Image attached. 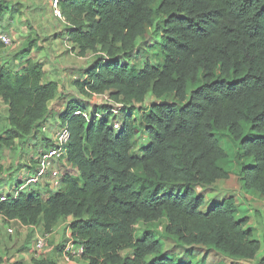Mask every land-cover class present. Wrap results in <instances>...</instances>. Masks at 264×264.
I'll list each match as a JSON object with an SVG mask.
<instances>
[{
  "label": "trees",
  "instance_id": "16d2710c",
  "mask_svg": "<svg viewBox=\"0 0 264 264\" xmlns=\"http://www.w3.org/2000/svg\"><path fill=\"white\" fill-rule=\"evenodd\" d=\"M59 6L70 52L95 57L72 88L83 97L106 94L124 106L142 105L149 96L153 102L138 122L125 115L117 123L118 115L103 107L88 114L76 98L51 116L48 105L61 89L29 58L31 46L20 52L16 68L0 63V101L7 107L0 147L21 141L34 149L18 164L24 170L12 184L4 185L0 164V188L17 189L34 171L38 151L53 146L52 138L36 140L47 120L53 128L67 127L72 165L48 197L31 189L0 203L2 219L45 234L70 219V235L85 249L77 261L84 264H193L162 257L161 244L147 232L135 236L137 224L162 218L167 233L185 246L254 260L263 247L246 219L237 217L234 200L206 206L195 188L229 179L220 165L227 154L213 134L227 132L240 148L245 189L264 199V0H63ZM8 12L0 4V23ZM156 20V64L130 65L136 43ZM5 48L0 43V52ZM138 132L147 144L134 156Z\"/></svg>",
  "mask_w": 264,
  "mask_h": 264
},
{
  "label": "rangeland",
  "instance_id": "374dc122",
  "mask_svg": "<svg viewBox=\"0 0 264 264\" xmlns=\"http://www.w3.org/2000/svg\"><path fill=\"white\" fill-rule=\"evenodd\" d=\"M0 4L9 9L2 17L0 33L11 38V45L0 52V63L9 69L19 66V54L28 46H31L29 58L40 62L44 68L47 80L56 81L61 89V94L48 105V113L51 116L61 114L71 99H77L85 107V112L91 113L93 108L103 107L104 110H115L118 117L115 122L120 123L121 117L132 115L138 122L141 110H146L153 102L151 96L146 98L144 104L123 105L114 103L108 95L80 96L71 86V81L93 62L95 57L89 55L79 58L70 52V44L64 31L66 25L55 18L48 8L45 0H0ZM158 22L146 29L143 37L136 43L134 54L127 59L130 65L142 68L149 62L155 65L156 45L159 43L160 34L157 29ZM153 49V50H152ZM87 114V115H88ZM7 107L0 101V136H4L7 129ZM52 120H47L41 125L36 134V140L43 141L52 138L54 133ZM57 128V127H56ZM115 128V126H114ZM118 128V127H117ZM222 150L227 154L226 160L220 163L227 172L229 179L216 183L211 189L201 190L195 188V193H201L206 206L220 204L232 198L235 203L237 217L246 219V228L250 229L253 238L262 244V250L252 261L233 260L219 253L208 251L200 246H185L177 238L166 231L167 221L162 218L151 224L139 223L135 228V236L149 233L161 244V256L175 262L193 264H261L264 257V199L256 192L246 190L241 177V166L237 160L240 148L227 132H213ZM142 132H138L132 143V154L140 156L143 147L147 144ZM16 141L10 147H0V164L4 168L2 180L4 185L14 182L13 176L19 177L18 164L25 162L33 147ZM34 151V149H33ZM246 165H252V161H244ZM10 184L1 185L0 191L8 193ZM70 219L60 222L50 234H45L41 227L26 228L20 225H11L0 219V255L3 264H32L34 260L47 261L45 264H66L62 260L64 246L69 241ZM44 239L43 249L35 251V239ZM129 250H123V256L128 255ZM73 264H84L74 260ZM35 264V263H34Z\"/></svg>",
  "mask_w": 264,
  "mask_h": 264
},
{
  "label": "built area",
  "instance_id": "2783aa9c",
  "mask_svg": "<svg viewBox=\"0 0 264 264\" xmlns=\"http://www.w3.org/2000/svg\"><path fill=\"white\" fill-rule=\"evenodd\" d=\"M62 1L63 0H45L53 16L64 22L59 6ZM0 43L8 47L11 45V38L8 35L0 33ZM111 111L114 114H118L115 110ZM80 114L82 113L75 112V115ZM83 116L88 119L86 114H83ZM94 116L98 117L99 115L96 114ZM114 126L116 129L117 125ZM54 130L52 134L53 146L44 152L38 151L34 171L28 170L26 172L17 189L10 187L8 195L4 192L0 197V203L6 202L9 199L14 200L20 193L30 191L31 189L38 190L41 197H48L60 188L63 176L72 169V165L69 164L67 160V146L69 144L70 134L66 126H59L54 128ZM30 152L31 155L33 152ZM44 188L46 190H44ZM0 219L3 220L1 216ZM44 245L45 241L43 238L36 239L34 244L35 251L43 249ZM84 250L83 245L80 243L75 245V241L69 236V241L64 246L62 257L64 261L74 262V260L82 257Z\"/></svg>",
  "mask_w": 264,
  "mask_h": 264
},
{
  "label": "crops",
  "instance_id": "0c3cea01",
  "mask_svg": "<svg viewBox=\"0 0 264 264\" xmlns=\"http://www.w3.org/2000/svg\"><path fill=\"white\" fill-rule=\"evenodd\" d=\"M76 78V77H75ZM74 78V79H75ZM2 221H4V220H2ZM11 225H20V226H22L19 222H17V221H12V222H9ZM8 223V224H9ZM22 227H24V226H22ZM27 228V227H26ZM28 228H31V227H28ZM68 231H69V228H68ZM69 234H70V231H69ZM62 260L64 261V259L62 258ZM66 264H73L72 262H68V261H64Z\"/></svg>",
  "mask_w": 264,
  "mask_h": 264
},
{
  "label": "water",
  "instance_id": "95a60500",
  "mask_svg": "<svg viewBox=\"0 0 264 264\" xmlns=\"http://www.w3.org/2000/svg\"><path fill=\"white\" fill-rule=\"evenodd\" d=\"M167 103L166 102H161L160 105H166Z\"/></svg>",
  "mask_w": 264,
  "mask_h": 264
},
{
  "label": "clouds",
  "instance_id": "9594fccd",
  "mask_svg": "<svg viewBox=\"0 0 264 264\" xmlns=\"http://www.w3.org/2000/svg\"><path fill=\"white\" fill-rule=\"evenodd\" d=\"M42 198H46V197H42ZM70 237H71V235H70ZM36 240V239H35Z\"/></svg>",
  "mask_w": 264,
  "mask_h": 264
}]
</instances>
